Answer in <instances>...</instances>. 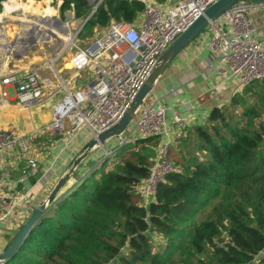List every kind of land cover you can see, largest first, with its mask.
Returning a JSON list of instances; mask_svg holds the SVG:
<instances>
[{
  "label": "trees",
  "instance_id": "obj_1",
  "mask_svg": "<svg viewBox=\"0 0 264 264\" xmlns=\"http://www.w3.org/2000/svg\"><path fill=\"white\" fill-rule=\"evenodd\" d=\"M60 1L62 20L72 11L83 23L93 7ZM144 10L140 0H103L77 39L112 21L135 23ZM263 116L258 80L213 107L204 123L182 128L168 151L173 170L147 204L136 186L151 173L160 136L137 137L89 167L82 163L2 264H264Z\"/></svg>",
  "mask_w": 264,
  "mask_h": 264
},
{
  "label": "built area",
  "instance_id": "obj_2",
  "mask_svg": "<svg viewBox=\"0 0 264 264\" xmlns=\"http://www.w3.org/2000/svg\"><path fill=\"white\" fill-rule=\"evenodd\" d=\"M102 1L94 0L93 5L98 7ZM140 1L145 4V10L135 23L112 21L97 31L84 47L74 41L81 30V25L78 27L72 40L75 47L70 59L72 69L93 71L94 79L81 89L67 91L54 104L52 121L47 128L52 133L65 135L67 146L85 129L94 138L116 124L130 108L162 53L217 0H168L162 4L156 0ZM259 8H264V2H239L210 20L203 31L209 36L208 60L216 74V82L206 90L210 95L220 92L228 82L233 83L236 93L253 81L264 80V34L250 17V12ZM1 84L15 86L16 101L24 107L34 105L43 95V82L33 69L20 77L8 75ZM2 95L7 97V91L3 89ZM168 110L169 105L162 99L148 101L147 98L136 112L134 128L129 131V125L123 132L129 135L119 138L112 149L102 147L107 157L137 137H161L149 177L136 186L145 204L154 198L159 183L173 170L168 159L169 147L190 121V117L176 112L169 120ZM133 133L137 135L132 137ZM33 150L32 135L0 128V168L10 174V164L2 159V154L12 152L26 157L22 175L7 189L0 187V226L6 231L16 233L37 205H33L35 184L27 187L26 183H45L53 170V163L41 170L38 159L30 155Z\"/></svg>",
  "mask_w": 264,
  "mask_h": 264
},
{
  "label": "crops",
  "instance_id": "obj_3",
  "mask_svg": "<svg viewBox=\"0 0 264 264\" xmlns=\"http://www.w3.org/2000/svg\"><path fill=\"white\" fill-rule=\"evenodd\" d=\"M12 1H7L9 4L0 12V128L33 136L34 150L30 155L38 159L41 170L44 171L49 165L54 164L45 183H35V181L26 183L27 187H32L35 184L33 187V205L35 206L49 194L60 177L68 171L73 161L80 155L77 153L85 150L92 139L89 131L85 129L80 134L75 135L67 146L68 138L63 135L61 139L52 141L50 137L53 133L47 131L48 125L52 121L54 104L61 100L67 91L80 89L79 80L82 79L83 82H87L88 72H76L72 67L67 72L66 69V65L71 63L70 59L75 48L72 43L74 35L69 33L73 24L71 23L72 19L74 21L72 11L66 13V20H62L64 23L57 24L55 22L59 33H55L49 38H35L33 37L34 32L30 35L28 31L33 29V26L30 25L35 23L29 17L36 13L25 11L23 7L18 6V2L13 5ZM57 1L60 10L61 1ZM171 1L174 0H169V2ZM38 2L41 1L35 0V5ZM52 2L53 0H49L50 5ZM44 4L46 5V3ZM54 15L56 16V14ZM69 15L71 19H67ZM250 17L258 27L259 32L264 34V8L252 10ZM34 19H38L36 21L38 24L41 17ZM64 26H66L65 30H63ZM42 28L51 31L50 27L42 26ZM18 32L19 34H17ZM30 36L34 38L31 43L28 42ZM208 38L207 34L202 33L190 43L175 58L154 86L152 94H155V99H162L169 105L167 114L169 120L176 112L190 117L189 126L204 123L213 107H221L229 103L234 95L235 86L230 82L224 84L220 92L211 95L206 92L216 82L215 71L208 60L210 56L206 47ZM89 40H86L85 44ZM45 44L50 47L49 53L44 46ZM53 52L55 57L46 59L48 69H52L53 74L49 72L47 76L46 73L44 76L42 60L51 56ZM58 61L61 62L59 67L56 66ZM32 69L39 73L43 82V95L34 105L24 107L16 101L15 86H2L1 81L8 75L20 77ZM3 89L7 91V97H3ZM173 131H176L174 127ZM46 132L48 135L45 134ZM39 137L46 140L39 143L37 141ZM176 139L173 138L172 145L175 144ZM97 149L83 162L86 167L97 160L99 156ZM1 156L10 164V174H6L0 168V187L3 186L2 189H7L8 185L13 184L22 175L26 165V157L12 152ZM6 232L14 233L15 231H6L3 226H0V233L5 237L6 244V246L0 247V251L7 247L10 238L13 237Z\"/></svg>",
  "mask_w": 264,
  "mask_h": 264
},
{
  "label": "water",
  "instance_id": "obj_4",
  "mask_svg": "<svg viewBox=\"0 0 264 264\" xmlns=\"http://www.w3.org/2000/svg\"><path fill=\"white\" fill-rule=\"evenodd\" d=\"M242 1L251 2H264V0H217L215 3L210 5L206 11L201 14L193 24L181 35H179L171 45L162 53L159 61L148 77L147 81L142 85L134 100L132 101L130 108L124 113L121 119L111 126L110 128L101 132L97 137L91 139L85 150L76 157L68 171L60 177L53 189L49 194L41 200L32 211L28 219L21 225L19 230L15 233L11 243L0 251V264L5 260L13 256V254L18 250L26 236L38 222L40 217L48 210V207L52 201H54L60 194L65 184L70 180L73 173L90 155L99 147H104L105 143L110 139L123 134L127 127L133 122L137 110L144 104V101L152 93L154 86L158 79L164 74L167 68L172 64L175 58L190 44L192 43L203 31L207 28L210 20H213L221 16L224 12L229 10L235 4ZM93 5L94 0H89ZM97 8V4L93 5L92 11L86 20L81 24V28L87 22V20L93 15ZM55 22L57 24L64 23L62 19L55 17ZM45 23V22H44ZM34 29L28 31V34L32 35ZM76 34V33H75ZM76 35L73 37V39ZM72 39V40H73ZM34 38L30 36L28 42H33Z\"/></svg>",
  "mask_w": 264,
  "mask_h": 264
},
{
  "label": "rangeland",
  "instance_id": "obj_5",
  "mask_svg": "<svg viewBox=\"0 0 264 264\" xmlns=\"http://www.w3.org/2000/svg\"><path fill=\"white\" fill-rule=\"evenodd\" d=\"M23 0H18V2L19 3H21ZM42 2V1H41ZM39 3V2H38ZM37 3V4H38ZM8 4H9V2H8ZM33 4H35V3H33ZM44 6H46L45 4H44ZM51 6L52 7H54L55 8V14H56V16L53 14L52 15V18H55V17H59V18H61V15H60V10H59V7H58V1L57 0H53V2L51 3ZM22 7V6H21ZM26 11V10H25ZM67 13V12H66ZM32 16L31 17H29L33 22H36L38 19H34L35 17H41L40 15H38V14H31ZM54 16V17H53ZM42 18V17H41ZM62 19V18H61ZM67 19H71V17H70V15H69V17H67ZM71 23H73L72 25H71V29H70V31H69V33H70V35H75V33L77 32V30H78V27L81 25V23L82 22H80V21H73V19H72V22ZM44 25H43V27H45V26H47V27H52V28H50V36H53V35H55V33H59V31H58V29L56 28V26L53 28V26H49L48 24H45V23H43ZM47 31V30H46ZM74 41L76 42V43H78V44H80L81 46H85L86 44H85V42H86V40L85 41H80V40H78L77 39V37L74 39ZM85 44V45H84ZM45 46V48H46V50L48 51V53L50 52V47L48 46V44H45L44 45ZM37 49V48H36ZM55 57V53L53 52V53H51V56H47L46 58H43V60H42V66H44V67H42V73L44 74V76H45V73H46V76L49 74V72L51 73V74H53L52 73V69H48L49 67H48V65H47V58L48 59H50V58H54ZM59 63H61L60 61H58L57 63H56V66L57 67H59ZM46 67V68H45ZM71 67H72V65H71V63L70 64H68V65H66V69L68 70L67 72H69L70 70H71ZM94 73H93V71H89L88 73H87V76H88V81L87 82H83V80L81 79V80H79L80 81V83L78 84L79 85V87H80V89L81 88H83V87H85L88 83H90L93 79H94V75H93ZM57 80V79H56ZM57 82V81H56ZM64 94V93H63ZM153 99H155V94H150V96L148 97V101H152ZM264 117V116H263ZM134 126H135V121H133L131 124H130V126H129V131H131L133 128H134ZM127 135H129V133L128 132H126V134H123L122 136H116V137H114V138H112V139H110L109 141H107L106 143H105V147H106V149L107 150H109V149H112L114 146H116L117 144H118V141H119V138H121V137H126ZM137 135V133H133V134H131V136L133 137V136H136ZM64 137H65V135H64ZM170 148V147H169ZM98 153H99V156H98V158H97V160H101V159H104L106 156L104 155V149L102 148V147H99L98 149ZM84 151V150H83ZM83 151H80L81 153L83 152ZM43 152V151H42ZM81 153H77L78 155L79 154H81ZM45 155H48V154H45ZM110 156H112V155H110ZM45 157V156H44ZM97 157V156H96ZM114 157V156H113ZM112 159V160H111ZM114 159H115V157L114 158H110V161H109V164H108V167H111L112 165H113V162H114ZM96 160V161H97ZM96 161H93L92 163H90V165L91 164H93V163H97ZM6 233H8V234H11V235H13V237H14V235H15V232L13 233V232H6ZM13 237L12 238H10V240H9V242H8V245L10 244V242L12 241V239H13ZM157 239V238H156ZM159 241H161V239H158V241L157 242H159ZM7 245V246H8ZM4 246H6V244H5V237H3V235L0 233V247H4Z\"/></svg>",
  "mask_w": 264,
  "mask_h": 264
},
{
  "label": "bare ground",
  "instance_id": "obj_6",
  "mask_svg": "<svg viewBox=\"0 0 264 264\" xmlns=\"http://www.w3.org/2000/svg\"><path fill=\"white\" fill-rule=\"evenodd\" d=\"M17 2H18V0H13L11 3L13 5H16ZM43 3H46V6H44ZM18 6H22L24 8V10L32 11L33 13H36L42 17L41 20L38 22V24H37V22H35V23H32L30 25V26H33V29H34L33 30V32H34L33 37H35V38L41 37L42 39L46 38V37L47 38L51 37L50 32L46 31L42 28V26L44 25L43 24L44 22H45V24H48L49 26L52 24L51 26H53V28L55 26L57 27L55 20L52 18V15L55 14L56 10L54 7H52L49 4V0H43L42 2H39L36 5L24 0L21 3H19ZM50 28H52V27H50ZM65 29H66V26H64L63 30H65Z\"/></svg>",
  "mask_w": 264,
  "mask_h": 264
}]
</instances>
